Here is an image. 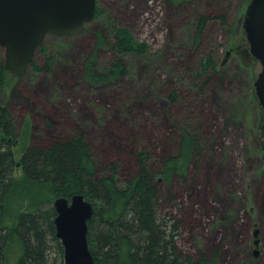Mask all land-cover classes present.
<instances>
[{
	"label": "rangeland",
	"instance_id": "obj_1",
	"mask_svg": "<svg viewBox=\"0 0 264 264\" xmlns=\"http://www.w3.org/2000/svg\"><path fill=\"white\" fill-rule=\"evenodd\" d=\"M96 1L101 17L82 33L45 39L54 55L52 72L29 69L12 89L15 160L26 148L81 129L96 173L105 175L115 165L116 179L124 183L134 177L140 151L159 172L177 155L179 128L198 127L200 148L186 178L157 180L158 214L177 223L182 256L218 253V264H264V119L254 94L261 67L243 32L250 0H224L232 32L216 21V0H190L183 9L168 0ZM197 14L213 20L195 43L191 24ZM116 28L145 43L148 55L126 58L130 77L119 85L92 87L82 64L95 51L100 69L116 57ZM98 29L101 44L93 32ZM42 57L35 55L39 63ZM14 176L22 178L19 167Z\"/></svg>",
	"mask_w": 264,
	"mask_h": 264
},
{
	"label": "trees",
	"instance_id": "obj_2",
	"mask_svg": "<svg viewBox=\"0 0 264 264\" xmlns=\"http://www.w3.org/2000/svg\"><path fill=\"white\" fill-rule=\"evenodd\" d=\"M168 1L183 9L190 0ZM215 9L216 21L229 29L224 0H216ZM99 12L96 1L93 20L101 17ZM211 20L206 14L195 15L191 24L195 43L202 40ZM93 32L101 44V30ZM44 41L36 51L43 56L42 62L34 56L27 70L52 72L54 55ZM112 50L116 57L102 69L96 51L84 60L82 76L88 85H119L130 77L131 63L126 58L146 57L149 47L137 42L128 30L116 28ZM212 66L214 62L209 60L206 68ZM21 78L5 70L0 51V264H63V248L55 236L53 201L75 195L82 196L93 208L87 223V244L94 264H218V253L209 257L203 253L179 254L178 225L160 217L157 209V180L171 183L175 177L186 178L185 170L200 148L198 127L179 128L177 155L163 161L159 172L150 167L149 156L140 151L135 157L134 177L124 183L116 179L115 165L106 169L105 175L96 173L91 145L81 129L46 146L26 148L17 162L13 152L17 143L15 120L9 104L11 91ZM168 100L173 102L176 97L170 94ZM17 167L22 178L14 176ZM54 252L57 256L52 260Z\"/></svg>",
	"mask_w": 264,
	"mask_h": 264
},
{
	"label": "water",
	"instance_id": "obj_3",
	"mask_svg": "<svg viewBox=\"0 0 264 264\" xmlns=\"http://www.w3.org/2000/svg\"><path fill=\"white\" fill-rule=\"evenodd\" d=\"M96 0H0V49L5 70L21 78L47 35L80 34L95 14ZM243 32L251 56L261 70L255 96L264 115V0H250ZM54 226L63 248V264H94L87 244V223L93 208L80 195L56 198Z\"/></svg>",
	"mask_w": 264,
	"mask_h": 264
},
{
	"label": "flooded vegetation",
	"instance_id": "obj_4",
	"mask_svg": "<svg viewBox=\"0 0 264 264\" xmlns=\"http://www.w3.org/2000/svg\"><path fill=\"white\" fill-rule=\"evenodd\" d=\"M257 102H258V100H257ZM258 105H259V102H258ZM259 107H260V109H261V111H262V108H261L260 105H259ZM262 115H263V111H262ZM263 119H264V115H263ZM263 124H264V120H263Z\"/></svg>",
	"mask_w": 264,
	"mask_h": 264
}]
</instances>
